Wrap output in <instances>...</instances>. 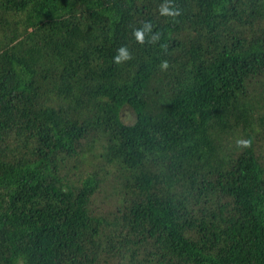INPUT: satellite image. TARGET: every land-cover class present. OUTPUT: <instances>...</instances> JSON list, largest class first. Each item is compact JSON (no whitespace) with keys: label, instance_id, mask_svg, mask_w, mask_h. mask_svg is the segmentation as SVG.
Wrapping results in <instances>:
<instances>
[{"label":"trees","instance_id":"16d2710c","mask_svg":"<svg viewBox=\"0 0 264 264\" xmlns=\"http://www.w3.org/2000/svg\"><path fill=\"white\" fill-rule=\"evenodd\" d=\"M10 3L27 37L0 32V264H264V0Z\"/></svg>","mask_w":264,"mask_h":264},{"label":"rangeland","instance_id":"374dc122","mask_svg":"<svg viewBox=\"0 0 264 264\" xmlns=\"http://www.w3.org/2000/svg\"><path fill=\"white\" fill-rule=\"evenodd\" d=\"M14 0H0V32L3 33V35H9L10 39L16 43L17 42V38H20V40H25V38L27 37V34L25 33V30L23 29L22 26V22H17L19 19V15L17 12H13L10 8L11 3ZM148 0H137V4L138 6H145L147 5ZM22 11H25V9L23 7H21L20 13ZM27 11V10H26ZM257 24H253V26H248V29H243L241 30V35L242 36H246V34L249 32H254L255 28H256ZM74 32L72 31V29H70L67 32V40L63 41L62 39V32L60 31L58 33V37L57 39L61 40L60 44L61 46L60 49L63 50V52L69 57V58H73V59H77L81 56V54L83 53L82 51V47L80 46H76L73 44L72 40L74 38ZM193 38V44H198V41L196 38L191 36V41ZM7 41V40H6ZM11 41V42H12ZM8 42V41H7ZM25 42V41H24ZM29 42L28 40H26L25 43ZM92 44L96 45V41L92 40L91 43L88 45L89 49L92 48ZM121 47L126 48L124 45H121ZM119 47V48H121ZM116 48L115 50V55H119L118 49ZM214 50H218L217 47H213ZM81 52V53H80ZM196 54L200 55V51L195 52ZM88 59L90 58L89 56ZM198 57V56H197ZM84 59L85 56H84ZM125 59H122L120 63H124ZM114 67L112 64L110 66H94L93 68L88 66L86 67L85 65L77 67L76 69H73L72 71H70V78L68 77V81H69V85L71 87H73L74 89H76L78 92H80L81 94L87 96L89 95L92 91L95 90V88L100 85V83H96L94 81V79L99 76V75H103L105 73H112V72H107L108 70L114 71ZM260 141V140H259ZM260 143V142H259ZM80 148L78 149L77 154L75 155L76 159L75 161H86V163L89 161V159H83L82 158V154H83V150L81 149L82 147H84V145L80 144ZM87 147V146H86ZM87 149L93 154L95 155L96 151H93V149L90 150V148L87 147ZM79 159V160H78ZM264 161V159H263ZM99 180H98V187L95 189V192L92 196L91 202H94V205L96 206L99 202L100 199H97L98 194L101 193V196L105 194L106 192V187H111V180L109 178H104L102 180H100V175L96 176ZM104 182V185L101 186V184ZM130 252H133L131 250L123 252V253H117V255H115V258L118 259L119 263L121 262H128V260L130 259ZM116 261V259H115Z\"/></svg>","mask_w":264,"mask_h":264},{"label":"clouds","instance_id":"9594fccd","mask_svg":"<svg viewBox=\"0 0 264 264\" xmlns=\"http://www.w3.org/2000/svg\"><path fill=\"white\" fill-rule=\"evenodd\" d=\"M161 11H162L163 14H168V15H178L179 14L178 10L176 12H172L167 7H163L161 9ZM134 34H135V36L137 37V39L139 41H141V42L143 41L144 33H143L142 30H136ZM118 52H119V55L115 57V62L116 63H120L122 59L130 58L126 48L121 47V48L118 49ZM161 67L166 69L168 67L167 62L166 61L162 62ZM237 144L240 145V146H243V147H249L250 144H251V141L250 140H239V141H237Z\"/></svg>","mask_w":264,"mask_h":264}]
</instances>
